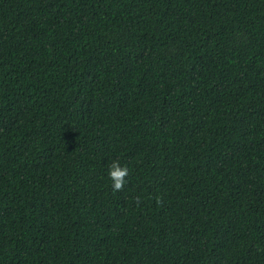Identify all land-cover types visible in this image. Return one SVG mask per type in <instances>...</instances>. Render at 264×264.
<instances>
[{
  "label": "trees",
  "instance_id": "obj_1",
  "mask_svg": "<svg viewBox=\"0 0 264 264\" xmlns=\"http://www.w3.org/2000/svg\"><path fill=\"white\" fill-rule=\"evenodd\" d=\"M0 264H264V0H0Z\"/></svg>",
  "mask_w": 264,
  "mask_h": 264
},
{
  "label": "clouds",
  "instance_id": "obj_2",
  "mask_svg": "<svg viewBox=\"0 0 264 264\" xmlns=\"http://www.w3.org/2000/svg\"><path fill=\"white\" fill-rule=\"evenodd\" d=\"M127 166L121 165L119 160H113L108 167V176L111 179V187L113 191L120 190L126 183L128 175Z\"/></svg>",
  "mask_w": 264,
  "mask_h": 264
}]
</instances>
